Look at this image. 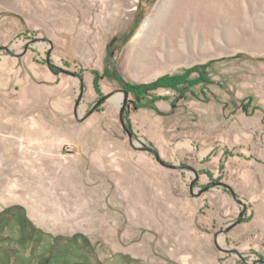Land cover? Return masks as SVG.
Returning a JSON list of instances; mask_svg holds the SVG:
<instances>
[{"label": "rangeland", "instance_id": "374dc122", "mask_svg": "<svg viewBox=\"0 0 264 264\" xmlns=\"http://www.w3.org/2000/svg\"><path fill=\"white\" fill-rule=\"evenodd\" d=\"M164 1L0 0V47L51 41L0 50V264H264V0L175 46Z\"/></svg>", "mask_w": 264, "mask_h": 264}, {"label": "bare ground", "instance_id": "6f19581e", "mask_svg": "<svg viewBox=\"0 0 264 264\" xmlns=\"http://www.w3.org/2000/svg\"><path fill=\"white\" fill-rule=\"evenodd\" d=\"M166 1H164L163 5H165ZM167 4L160 35L168 39L170 44L174 46L178 36H182L185 40L188 32L192 30V37L196 40V43L204 44L209 38H218L219 33L215 30L218 23L224 24L225 33H231L234 21L243 23L247 18L245 8H242L236 2L233 3L232 14L230 15L232 17L227 16L229 9H231L229 6L232 4L230 0H225V2L220 4L224 10L218 9L217 0H169ZM189 19L192 20L190 25L188 24ZM197 33L198 36H196ZM120 106L121 97H118L117 107L119 108Z\"/></svg>", "mask_w": 264, "mask_h": 264}, {"label": "water", "instance_id": "95a60500", "mask_svg": "<svg viewBox=\"0 0 264 264\" xmlns=\"http://www.w3.org/2000/svg\"><path fill=\"white\" fill-rule=\"evenodd\" d=\"M40 40L47 41V42L51 43L50 40L45 39V38L37 39V40H33V41H31V42L26 46V48H25V50H24V52H23L22 54H16V53H13L8 47H0V50H5L6 52H8L9 54H11L12 56H16V57H18V56H22L23 54L26 53L27 48H28V46H29L30 44H32L33 42H36V41H40ZM49 55H50V51L47 53V56H48V57H49ZM47 62H49V59H47ZM60 71L66 73V74H68V75L78 77L79 80H80V82H81V84H83V78L80 77L78 74L73 73V72L68 71V70H65V69H62V68H60ZM122 92H123L124 96L126 97V93H125L124 91H122ZM106 98H108V97H105V98H103L102 100H104V99H106ZM100 102H101V101H98L97 104H99ZM124 110H125V108H124V106H122L121 109H120L119 119H120V123H121L123 129H124L125 132L127 133L128 137H129V140H130V142H131L132 139H133V137L135 136V133H134V132H133V131H132L127 125H126V123H125V121H124V117H123V116H124ZM92 113H93V111L91 110V111H89L88 115H90V114H92ZM143 150H145V151H147V152L153 154V155L155 156L156 160L160 163V165H162V166H164V167H166V168L173 169V170H178V171H180V170H189V171H192L193 173L196 174L195 169H194L193 167L189 166V165H181V166H179V165H173V164H166L165 162H163V161L160 159V157H159V153H158L156 150L152 149L151 147H149V146H147V145H145V144H144V149H143ZM215 185H216V186H224V187H226L227 189H229V190L231 191V193H232V197H233L234 199H236L235 194L233 193V191L231 190L230 187H228L227 185H225V184H223V183H221V182L215 183ZM191 188H192V185L190 186V189H191ZM206 190H207V188L204 189L202 192H204V191H206ZM241 217H242V214L239 215V218H238L235 222H233L232 224H230V225H229L228 227H226L225 229H222L221 231H219L218 233H216V234H215V239L217 238V235H218V234H222V233H223V234H226V233L229 232L233 227H235L236 225H238V224L240 223V219H241Z\"/></svg>", "mask_w": 264, "mask_h": 264}, {"label": "trees", "instance_id": "16d2710c", "mask_svg": "<svg viewBox=\"0 0 264 264\" xmlns=\"http://www.w3.org/2000/svg\"><path fill=\"white\" fill-rule=\"evenodd\" d=\"M187 75L178 76V77H169L164 76L159 78L157 81L150 83V84H133L128 82H122V80H119L121 83L122 90L126 93V95H131L134 99L133 103L140 104L141 100L147 95H149L151 92L164 88V89H173L176 91H179V87L183 85L184 83L188 84V81L186 80ZM96 86V84H95ZM21 208H12L7 210L3 215H1V220L6 219L7 221L10 220L13 217V212H19L21 211ZM42 264V262L40 263Z\"/></svg>", "mask_w": 264, "mask_h": 264}]
</instances>
